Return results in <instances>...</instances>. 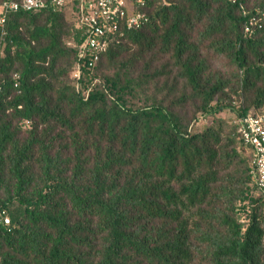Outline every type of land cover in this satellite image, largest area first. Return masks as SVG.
Here are the masks:
<instances>
[{
  "label": "trees",
  "instance_id": "trees-1",
  "mask_svg": "<svg viewBox=\"0 0 264 264\" xmlns=\"http://www.w3.org/2000/svg\"><path fill=\"white\" fill-rule=\"evenodd\" d=\"M138 10L92 64L75 4L6 17L0 264H264L253 153L220 116L264 112V0Z\"/></svg>",
  "mask_w": 264,
  "mask_h": 264
},
{
  "label": "built area",
  "instance_id": "built-area-1",
  "mask_svg": "<svg viewBox=\"0 0 264 264\" xmlns=\"http://www.w3.org/2000/svg\"><path fill=\"white\" fill-rule=\"evenodd\" d=\"M75 4L79 11L76 29L83 34L84 40L78 47L81 56L88 55L92 62L98 61L109 44L122 31L137 29L145 18L139 12L144 0H6L0 6V31L3 32L6 17L16 12H39L51 6L60 10ZM72 76L79 79L80 67L73 68ZM76 88L78 86L76 85ZM235 126L242 144L252 150L254 185L264 194V112L234 117ZM0 224L8 225L9 219L0 212Z\"/></svg>",
  "mask_w": 264,
  "mask_h": 264
},
{
  "label": "rangeland",
  "instance_id": "rangeland-1",
  "mask_svg": "<svg viewBox=\"0 0 264 264\" xmlns=\"http://www.w3.org/2000/svg\"><path fill=\"white\" fill-rule=\"evenodd\" d=\"M217 68H220L218 65H215ZM221 117H223L229 124H232L231 122L233 121L234 117H236V115L228 110H225L224 112H222L220 114ZM204 122L203 123H199L198 125V129L197 130H202V126H203ZM245 157L247 158V152L245 153ZM240 210L239 213L244 217V215L246 214L247 212V209H246V205L244 206V204H241L240 205Z\"/></svg>",
  "mask_w": 264,
  "mask_h": 264
}]
</instances>
